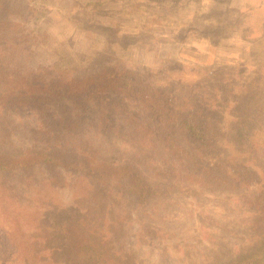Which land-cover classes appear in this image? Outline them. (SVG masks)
Segmentation results:
<instances>
[{
	"label": "rangeland",
	"instance_id": "obj_1",
	"mask_svg": "<svg viewBox=\"0 0 264 264\" xmlns=\"http://www.w3.org/2000/svg\"><path fill=\"white\" fill-rule=\"evenodd\" d=\"M31 47L32 64L52 65L66 76L117 62L158 88L210 83L205 99L224 129L211 159L224 164L228 156L241 158L261 179L234 191L173 180L163 199L144 208L119 181L103 194L97 178L85 173L46 167L5 173L0 264H31L30 236L44 260L78 264L76 242L91 233L105 239V251L133 264L254 259L251 249L260 239L247 198L264 188V0H0V63L11 69L25 64ZM5 78L2 85L12 86ZM8 90L6 97L18 91ZM142 106L137 109H148ZM3 108L0 115L7 118L0 122L15 133L0 136V143L8 150L30 146L26 135L37 122L34 111L19 115ZM151 124L163 130L160 118L152 117ZM91 140L111 161H128L137 152L115 136L96 133Z\"/></svg>",
	"mask_w": 264,
	"mask_h": 264
},
{
	"label": "trees",
	"instance_id": "obj_2",
	"mask_svg": "<svg viewBox=\"0 0 264 264\" xmlns=\"http://www.w3.org/2000/svg\"><path fill=\"white\" fill-rule=\"evenodd\" d=\"M35 51L31 47L25 56L29 61L15 69L0 63V87L4 86L0 106L8 107L3 109L10 114L21 115L25 109L33 110L37 116L35 126L29 129L31 134L26 135L30 146L8 150L0 143V177L5 173L31 172L38 167L85 173L97 178L103 194L107 192L106 186L119 181L144 208L163 199L168 194L169 181L173 180L218 191L248 188L260 181L258 170L241 158L228 156L224 164L219 158L211 159L224 129L220 116L213 112L214 105L205 99L210 83L185 82L158 88L117 62L66 76L52 65L32 64ZM5 76L11 77L12 86L7 87L6 81L2 85ZM8 88L18 91L6 97L4 91ZM142 105L148 109H137ZM145 111H149L147 116ZM152 117L164 123L162 131L157 132L151 124ZM6 118L0 115V120ZM14 133L11 126L0 122L1 137ZM96 133L105 138H120L137 152L129 162L111 161L102 148L94 147L91 139ZM234 136L237 139L239 135L236 132ZM148 169L160 178L149 175L145 171ZM247 202L257 230L254 237L260 239L251 249L256 254L251 255L254 259L247 264H264V188L253 199L247 198ZM91 234L76 242L82 264H133L105 251V239ZM35 239H26L31 264H51L50 259L41 258L43 253Z\"/></svg>",
	"mask_w": 264,
	"mask_h": 264
}]
</instances>
